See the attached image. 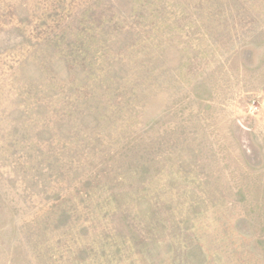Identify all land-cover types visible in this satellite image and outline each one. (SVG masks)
<instances>
[{
    "label": "rangeland",
    "instance_id": "obj_1",
    "mask_svg": "<svg viewBox=\"0 0 264 264\" xmlns=\"http://www.w3.org/2000/svg\"><path fill=\"white\" fill-rule=\"evenodd\" d=\"M0 264H264V0H0Z\"/></svg>",
    "mask_w": 264,
    "mask_h": 264
}]
</instances>
